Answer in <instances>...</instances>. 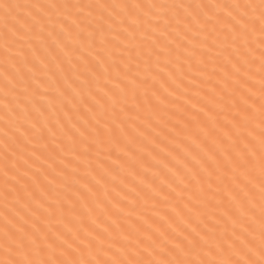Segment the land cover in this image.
<instances>
[{
    "label": "snow or ice",
    "instance_id": "snow-or-ice-1",
    "mask_svg": "<svg viewBox=\"0 0 264 264\" xmlns=\"http://www.w3.org/2000/svg\"><path fill=\"white\" fill-rule=\"evenodd\" d=\"M0 264H264V0H0Z\"/></svg>",
    "mask_w": 264,
    "mask_h": 264
}]
</instances>
